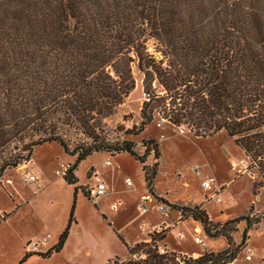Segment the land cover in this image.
Here are the masks:
<instances>
[{"label": "trees", "instance_id": "trees-1", "mask_svg": "<svg viewBox=\"0 0 264 264\" xmlns=\"http://www.w3.org/2000/svg\"><path fill=\"white\" fill-rule=\"evenodd\" d=\"M134 67L144 100L138 128L125 134L138 135L156 120L186 126L196 137L223 132L264 181V0H0V180L42 144L57 143L74 157L62 175L74 186L66 227L50 250L25 252L17 264L61 251L78 189L91 199L74 173L98 152L128 154L140 164L149 196L179 212L180 220L199 224L206 238L227 243L224 250L187 258L158 253L165 230L132 246L116 233L128 257L108 264H227L247 240L254 225L247 214L218 224L199 204L157 198L160 152L154 139L142 141L138 154L133 141L98 132L135 89ZM59 124L90 142L71 149ZM151 154L155 162L147 166ZM240 222L241 241L233 248L231 233Z\"/></svg>", "mask_w": 264, "mask_h": 264}, {"label": "rangeland", "instance_id": "rangeland-1", "mask_svg": "<svg viewBox=\"0 0 264 264\" xmlns=\"http://www.w3.org/2000/svg\"><path fill=\"white\" fill-rule=\"evenodd\" d=\"M153 43L149 41L148 46L153 48ZM133 74L135 89L112 115L104 119L102 129L98 132L112 141H133L138 154L143 153L142 141L154 139L160 152L158 172L153 182L157 198L176 206L199 204L206 213L208 211L210 220L218 224L247 214L254 225L235 259L238 264H264V181L256 166L249 162L233 139L223 132L196 137L186 126L176 127L165 120H156L138 135L125 134L126 131L138 128L139 110L144 100L142 76L135 67ZM58 132L68 141L71 149L77 143L90 142L82 133L65 125L59 124ZM106 159H110L111 164L106 163ZM154 162L151 154L146 164L151 166ZM73 163L74 157L64 153L57 143H49L33 148L27 168L25 166L28 162H22L15 169L4 172L0 180V216L4 213L6 217H0V264H13L16 256L25 248L21 246L22 239L30 236H40L41 239L49 236L44 243L48 247L45 252L57 243L58 236L67 225L74 192V186L68 185L57 172L61 166L68 167ZM95 170H99L114 188V192L107 188V197L98 201L102 209L106 210V215L78 189L73 210L74 222L63 249L47 259L31 258L27 264H108L115 258L124 260L128 257L127 249L116 233L128 244H133L139 236L149 238L156 229L160 232L165 230L167 234L169 227L157 228L156 225L166 221V216L173 213L158 214L160 202L151 196L150 200L142 201L141 196L148 193L137 161L126 153L114 156L103 152L93 153L80 162L74 173L77 185L83 191L91 187L95 179H91L92 172ZM29 174L36 177V182L24 181V176ZM126 178L131 186L126 185ZM207 179L212 180L209 190L201 185ZM6 180H11L12 184L5 183ZM113 202L117 203L118 208L115 213L108 209ZM141 203L148 211L134 219ZM140 222L149 225L141 230ZM244 225V222L238 223L236 231L231 233L233 248L241 241ZM178 227L184 239L172 238L171 241L179 243L181 249L198 250L199 254H203L227 247L224 238H207L210 246L215 244L213 250L207 246L205 239V246L199 247L193 242L194 226L190 221ZM163 240L157 242V246L166 252L162 246ZM246 248L254 253L251 263L242 260ZM167 253L188 258L186 254Z\"/></svg>", "mask_w": 264, "mask_h": 264}, {"label": "crops", "instance_id": "crops-1", "mask_svg": "<svg viewBox=\"0 0 264 264\" xmlns=\"http://www.w3.org/2000/svg\"><path fill=\"white\" fill-rule=\"evenodd\" d=\"M106 161V163H108V164H111V160L110 159H106L105 160ZM29 165V162H28V164L25 166L26 168H27V166ZM95 175H96V177L100 180V181H102V182H104L105 183V185H106V187L109 189L110 188V192L112 191V192H114V188H113V186L111 185V183H109L108 181H107V179L104 177V175L99 171V170H95V171H93L92 172V177H91V179H94L95 178ZM98 175V176H97ZM127 179V178H126ZM125 179V180H126ZM3 182V181H2ZM95 182V180H93V183ZM5 183H9L10 185L12 184L11 183V180H6L5 181ZM93 183L91 184V185H93ZM108 191V190H107ZM107 195H108V193H107ZM107 195L105 196V197H107ZM111 195V194H110ZM105 197H103L101 200H104L105 199ZM109 197H111V196H109ZM143 197H148L149 198V200H150V197H149V195H143V196H141V198H143ZM100 200V201H101ZM99 201V202H100ZM99 202H94L93 201V204H95L96 206H98V208H99V210H100V212L102 213V214H104V215H106L105 213H106V210L104 211L103 209H102V207H101V205L99 204ZM109 209V208H108ZM118 209V208H117ZM110 210V209H109ZM111 211V210H110ZM1 212V211H0ZM113 213H115L116 211H112ZM171 213H173L172 215H170V216H166V218H168L166 221L165 220H163V221H161L158 225H156V227L157 228H160V226H162L163 228H167V227H169V230H168V232H167V234H166V238L163 240V244H162V246L167 250V251H171V252H175V253H177V254H186L188 257H192V258H197V257H199L201 254H199L198 253V250H191V251H188V250H184V249H181V248H179L178 247V245H179V243L178 244H175V243H173L172 241H171V239L172 238H177V239H179V235L180 234H182L183 235V233H182V231H181V228H179L178 226L181 224V223H184V222H186L187 220H185V221H182V220H180V214H179V212H177V211H173V210H171ZM207 213H208V211H207ZM3 215H4V213H2ZM1 214V215H2ZM6 216V215H5ZM210 216V215H209ZM137 217H139L138 215L137 216H135L134 217V219H136ZM109 218V217H108ZM210 218H211V216H210ZM112 219V218H111ZM110 218H109V220H111ZM188 221H190L192 224H193V231L195 230V229H198L199 231H200V233H201V238H202V240H206V243H207V246L209 247V248H211L212 250H213V247L215 246V244H214V246H210V243H208L207 242V238L204 236V234H203V232H202V229H201V227H200V225L199 224H197V223H194L193 221H191L190 219L188 220ZM111 222V221H110ZM153 229L155 230V228L153 227ZM156 230H158V229H156ZM146 237V236H145ZM41 239V237L40 236H30V237H28V238H26V239H22V243H21V246L23 247V246H25L27 243H29V242H31V241H37V240H40ZM68 239V238H67ZM182 239H184V235H183V238ZM149 240V238H143L142 236H139V237H137L136 238V240H135V242L133 243V244H128L127 243V245H129V246H132V245H134L135 243H137V242H146V241H148ZM179 240H181V239H179ZM209 240V239H208ZM125 241V240H124ZM65 243H66V241H65ZM65 243H64V245H65ZM45 245H47V243L46 244H43V243H41L38 247H39V253H43V252H45L46 250H47V248H46V246ZM64 245H63V247H64ZM48 246H53V245H49L48 244ZM63 247H62V249H63ZM24 248V247H23ZM61 249V250H62ZM24 253H25V248L23 249V251H21V252H19V254L16 256V258H15V260L13 261V264H16V263H18V261L22 258V256L24 255ZM38 258V256H35V255H33V256H31V257H29L25 262H24V264H27L28 262H29V260L31 259V258ZM51 257V256H50ZM126 259V258H125Z\"/></svg>", "mask_w": 264, "mask_h": 264}, {"label": "built area", "instance_id": "built-area-1", "mask_svg": "<svg viewBox=\"0 0 264 264\" xmlns=\"http://www.w3.org/2000/svg\"><path fill=\"white\" fill-rule=\"evenodd\" d=\"M147 51L152 52V48L147 47ZM67 168H68L67 166H61V169L57 173L59 175H63L66 173ZM195 169H197V167ZM196 173H199V171L196 170ZM94 180H95V182L93 183V185H90L91 187L87 188V193H88L89 197L91 198V200H93L94 202H98L103 197H105L107 195L108 191H107V187H106L105 183L100 181L96 177V175H95ZM24 181L33 183V182H36V177L32 174L25 175ZM125 183L127 186H131V182L129 181L128 178L125 180ZM201 185L205 190H209V189H211V186H212V180L211 179L204 180V181H202ZM216 199H218V197H216ZM148 200H149L148 197H143V199H142V201H148ZM108 208L111 211L117 210V203L116 202L110 203ZM137 210H138V216H140V217L145 215V213L148 211L147 208H145L143 203L139 204ZM170 211H171L170 207L165 205V204H160L159 207L157 208V213L162 214V215H167ZM0 217H1V219H4L3 214ZM148 225L149 224H147L145 222H140L139 223V229L145 230V228L148 227ZM155 231L158 232L159 230H155ZM178 237H179V239H182L183 235L180 234ZM48 238H49V236L47 235L40 240L31 241V242L27 243L25 245V252H27V253H38V251H39L38 246L41 243L44 244L48 240ZM193 242L199 247L205 246V243L201 238V233L198 229L194 230ZM158 253L164 254L165 250L159 248ZM253 256H254L253 251L250 248H246L244 251V257L242 258V260H244L246 263H251L253 261ZM227 264H238V263H237V260L234 259L233 261H230Z\"/></svg>", "mask_w": 264, "mask_h": 264}]
</instances>
